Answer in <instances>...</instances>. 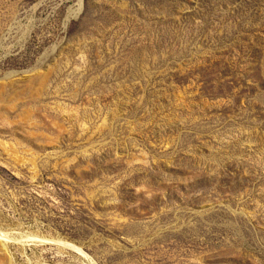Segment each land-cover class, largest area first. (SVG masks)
<instances>
[{
    "label": "rangeland",
    "instance_id": "374dc122",
    "mask_svg": "<svg viewBox=\"0 0 264 264\" xmlns=\"http://www.w3.org/2000/svg\"><path fill=\"white\" fill-rule=\"evenodd\" d=\"M0 264H264V0H0Z\"/></svg>",
    "mask_w": 264,
    "mask_h": 264
},
{
    "label": "bare ground",
    "instance_id": "6f19581e",
    "mask_svg": "<svg viewBox=\"0 0 264 264\" xmlns=\"http://www.w3.org/2000/svg\"><path fill=\"white\" fill-rule=\"evenodd\" d=\"M74 250H76V251L79 252V253H82L80 250H78V249H76V248H74Z\"/></svg>",
    "mask_w": 264,
    "mask_h": 264
},
{
    "label": "water",
    "instance_id": "95a60500",
    "mask_svg": "<svg viewBox=\"0 0 264 264\" xmlns=\"http://www.w3.org/2000/svg\"><path fill=\"white\" fill-rule=\"evenodd\" d=\"M221 160V159H220Z\"/></svg>",
    "mask_w": 264,
    "mask_h": 264
}]
</instances>
